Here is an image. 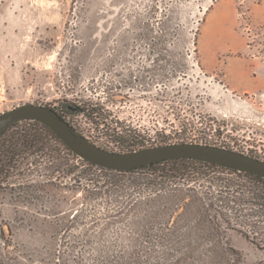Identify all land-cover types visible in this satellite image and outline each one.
<instances>
[{
  "label": "rangeland",
  "instance_id": "374dc122",
  "mask_svg": "<svg viewBox=\"0 0 264 264\" xmlns=\"http://www.w3.org/2000/svg\"><path fill=\"white\" fill-rule=\"evenodd\" d=\"M260 64L264 0H0V113L90 104L105 125L72 123L112 147L104 132L117 122L140 133L137 145L206 142L264 160ZM226 73L249 90H232ZM41 166L1 184L0 251L7 240L21 264L75 263L93 245L79 242L85 230L119 216L65 228L81 193L63 179L45 187ZM225 235L240 264H264V248L236 229Z\"/></svg>",
  "mask_w": 264,
  "mask_h": 264
},
{
  "label": "trees",
  "instance_id": "16d2710c",
  "mask_svg": "<svg viewBox=\"0 0 264 264\" xmlns=\"http://www.w3.org/2000/svg\"><path fill=\"white\" fill-rule=\"evenodd\" d=\"M51 107L97 148L123 152L146 147L137 145L140 133L129 125L116 122L104 132L112 147L72 123V117L83 116L96 128L105 125L99 107L66 99ZM42 164L50 183L45 187L61 186L63 179L66 189L81 193L82 203L65 228L119 216L85 230L79 242L92 247L82 250L75 263L60 264H240L239 253L227 242V229L264 248L263 176L187 158L111 170L80 158L49 127L29 118L0 134V188L9 178L32 175ZM25 165L37 169L30 173ZM3 243L0 264H21L8 251L9 241Z\"/></svg>",
  "mask_w": 264,
  "mask_h": 264
},
{
  "label": "water",
  "instance_id": "95a60500",
  "mask_svg": "<svg viewBox=\"0 0 264 264\" xmlns=\"http://www.w3.org/2000/svg\"><path fill=\"white\" fill-rule=\"evenodd\" d=\"M28 118L49 127L80 158L107 169L125 171L167 159L187 158L264 177V160L213 144L174 142L123 152L97 148L74 131L53 107L46 104L22 103L1 112L0 134L9 125Z\"/></svg>",
  "mask_w": 264,
  "mask_h": 264
},
{
  "label": "crops",
  "instance_id": "0c3cea01",
  "mask_svg": "<svg viewBox=\"0 0 264 264\" xmlns=\"http://www.w3.org/2000/svg\"><path fill=\"white\" fill-rule=\"evenodd\" d=\"M259 68L260 70H262L264 68V64H260ZM225 75H226V81L232 90H236L238 92H242V91L246 92L247 90H249L250 85H246L242 81L235 80L228 73H226ZM254 87L259 89V85H256Z\"/></svg>",
  "mask_w": 264,
  "mask_h": 264
}]
</instances>
